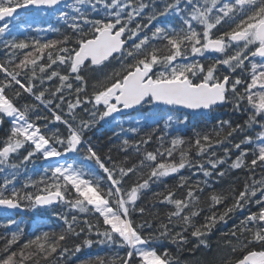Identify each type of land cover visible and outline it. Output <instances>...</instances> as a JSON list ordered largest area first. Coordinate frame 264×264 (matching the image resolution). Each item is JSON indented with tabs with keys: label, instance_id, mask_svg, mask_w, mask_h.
I'll use <instances>...</instances> for the list:
<instances>
[{
	"label": "snow or ice",
	"instance_id": "6c2138e0",
	"mask_svg": "<svg viewBox=\"0 0 264 264\" xmlns=\"http://www.w3.org/2000/svg\"><path fill=\"white\" fill-rule=\"evenodd\" d=\"M37 12L62 22L36 29L58 39L13 34L31 26L22 13ZM0 43L9 50L0 63V128L9 125L0 140V226L15 225L0 235V264H66L94 244L124 254L79 264H264V172L254 175L264 169V0H0ZM224 106L246 118L233 125L213 115ZM54 123L64 131L48 127ZM101 123L112 132L107 146L88 135ZM226 143L239 154L217 171L231 153L224 147V157L213 159V149ZM36 158L46 162L44 174L23 186L34 191L16 188L20 170ZM194 167L206 178L242 168L251 175L242 190L212 187L205 195L207 179L181 175ZM170 177L175 184L165 183ZM153 184H164L149 200L171 209L163 216L142 203ZM38 207L52 208L62 223L25 238L14 212ZM237 212L243 218L221 233L230 254L196 256L212 250L213 231ZM185 251L190 259L181 260Z\"/></svg>",
	"mask_w": 264,
	"mask_h": 264
},
{
	"label": "trees",
	"instance_id": "16d2710c",
	"mask_svg": "<svg viewBox=\"0 0 264 264\" xmlns=\"http://www.w3.org/2000/svg\"><path fill=\"white\" fill-rule=\"evenodd\" d=\"M147 2V0H146ZM100 15H103V13H101ZM93 16H95L96 18H99V16H97L95 13H93ZM163 19V18H162ZM47 20L46 26H48L49 23L53 24L56 27H60L62 22H58L56 20L55 17H50ZM46 20H42L41 23L45 22ZM137 20H140V18L138 17ZM143 23V21H141ZM171 23H178V21L176 20H171ZM135 24V22H134ZM133 24V26H134ZM36 26L34 28L28 29L26 31H23L19 34H15L14 35L17 36L18 39H28V40H32V39H39L42 42L45 40H52V39H58L59 38V34L58 33H51L50 35H48L47 37H44L43 34L40 33V31L36 30ZM63 30V29H62ZM14 31V30H13ZM5 39H11V35L6 36ZM27 51V50H26ZM9 52L8 49H5L3 46V43H0V63H5L8 59L9 56L7 55V53ZM19 58H22L21 56H18L17 58H15V62H18ZM196 59H200L199 57H196ZM206 64L209 61H204ZM56 67V66H54ZM112 67H118V65L114 62ZM60 71H64L63 68L59 69ZM0 79H3V74L0 73ZM57 83V81H52V82H46L45 83V87H50V86H54ZM93 83V81H89V91L91 89V84ZM11 94V93H10ZM66 100H73V96L71 95H66ZM67 105L64 104L62 105V108H66ZM90 107V106H88ZM41 114L46 115V111L41 107L39 109ZM87 115V114H86ZM213 115H215L216 117L220 118V119H224V120H231L233 122V125H235V123L240 122L242 123L243 120L246 118L243 115L240 114H235L231 111L230 106H224L220 109L217 110L216 113H214ZM215 121H209L208 122V127L210 128L211 124L214 123ZM40 124H44L46 123V121H40ZM49 128L55 130L56 128H59L61 132L64 131V127L63 125L59 124V123H54V124H49L48 125ZM199 128H204L205 125L202 122L201 124L198 125ZM44 129L42 128V131ZM110 128H106V127H98V142L104 146L109 145L110 141H109V137H112V133H110ZM7 130H4L2 133V137H5ZM251 134V133H249ZM186 136L191 137L193 135V133L189 130L185 133ZM2 138V140H3ZM242 138L240 136H236L233 137V142H239V139ZM114 139V138H113ZM118 143V141H117ZM156 147V145L154 143H150L149 145H147L148 150H153V148ZM224 147H228L230 149V153H231V159H229L227 161L226 164L219 166V168L217 169V171H222L224 169L227 168L228 164L231 163L232 160L235 159L236 155L239 154V150L233 148L230 144H224V145H218L216 146L213 150L216 152V157H212L213 159L217 158V157H224V151L223 148ZM252 145H242V148H251ZM131 151V150H129ZM23 155V152L21 153ZM208 157L207 155L204 158H200V157H196V159L199 161L201 159L206 160ZM251 153H249L248 157L246 158V161L248 163H250L251 161ZM15 162H19V160L17 159ZM41 159L36 158L34 159L33 162L28 163L24 168H22L19 172V174L17 175L18 179L16 181L15 187L19 188V189H23L26 191V189L23 188L24 184L28 182L29 178L28 176L33 173V180H39L42 176L41 171H42V164H41ZM206 168H210V165L205 164ZM264 172V169H261L259 166L256 168L255 170V178L258 180L260 179L261 173ZM181 175L184 176H188L191 177L190 183L193 181H203L205 179H207L208 184L211 187H206L205 188V195H207V193L209 191H211V188L214 187L216 189H221V188H228L229 185H232L233 187H235V189L237 191L242 190L243 186H244V182L246 179H248V177L251 175L247 170L245 169H237V170H232L228 175H226L224 178H220L216 175V172L213 173V175L211 177H204L203 173L199 170L198 167H194L191 169H185L182 170ZM4 173H0V178L1 180L3 179ZM146 178V177H145ZM176 177H170L167 178L165 180V183L168 185H173L176 182ZM2 182V181H1ZM3 183V182H2ZM164 188V184H153L152 185V189L145 195V197L143 198V205L146 207V209H150L152 212H159V214L161 216L164 215V213L166 211L171 210L170 208H166L163 205L160 204H156L155 207L152 206L151 203H149L150 197H151V191H162ZM27 191H34V189H32L31 187L28 188ZM184 195V189H179L177 190V196L178 197H182ZM259 195V193H258ZM228 203H230V201H228ZM223 205L218 206V209L222 210L223 209ZM32 210V213L34 216L39 217L40 221H36L35 219H16L18 222H22L21 226L24 228V234H25V238L31 237L33 235L34 232H37L38 230H48L49 228H57V226L62 223L58 220L57 216L55 215V212L53 211L52 208H41L38 207L36 209H29ZM63 208H57L56 211H62ZM257 209L255 207L251 208V211H256ZM45 213L48 214L46 220L47 221H43L45 218ZM245 213H241V212H237L235 213V215L233 216L232 219H228L227 224H218L216 229L213 231L211 237H210V243L212 245V250L211 251H205L203 248L199 249L196 252V256L199 257H203L205 259H212L214 257H216L217 253H220L221 256H224L226 258L227 255L230 254V251L227 247L223 246L224 245V241L228 240L229 237L228 236H221L222 232H228L229 229H231V227L235 224L238 223L239 219L243 218V215ZM202 216L204 215V213L201 214ZM43 217V218H42ZM89 219H93L91 217H89ZM134 219H136L137 221L141 220V219H150L149 216H144V217H140L139 215L135 216ZM1 225V224H0ZM37 225L40 226V229H37ZM15 230V225L11 226L10 228H5L0 226V235H7L8 232L10 231H14ZM71 243L69 244V246H71ZM3 244V240H0V245ZM168 248H170V250L172 251V253L176 254V248L173 245H166ZM189 248L192 247L191 244L188 245ZM117 251H119L120 255L124 254V250L123 249H116L115 247L110 248L107 245H100V244H94L91 248H85L82 249L81 252L76 253L74 256H69L66 258V264H79L80 261L83 260H87L89 257H95L97 255L100 256H105V257H110L112 255H114ZM236 256L239 255V253L235 254ZM181 260H185V259H190V254L185 251L183 254H181ZM41 264H46V262H41Z\"/></svg>",
	"mask_w": 264,
	"mask_h": 264
},
{
	"label": "flooded vegetation",
	"instance_id": "af4514ba",
	"mask_svg": "<svg viewBox=\"0 0 264 264\" xmlns=\"http://www.w3.org/2000/svg\"><path fill=\"white\" fill-rule=\"evenodd\" d=\"M63 110L65 112H67V107L66 108H63ZM77 111H78V113H79L80 116H83L84 118H87V115H86L87 113L80 112L79 110H77ZM8 127H9L8 123L5 122V124L3 125V127L0 129V140H2V138H3L2 137L3 131L4 130H7ZM98 127L110 128L108 125H105V124L101 123L100 125H97V127L92 132L88 133V135L92 136L93 141L96 142V143H99L98 142ZM125 127H127V125H125ZM109 131H110V133H112L111 130H109ZM22 152H23V150H22ZM45 167H46V162L42 160V171H41L42 176L44 174L43 169ZM33 175L34 174L32 173L31 176L30 175L28 176V178L30 177L33 180ZM17 179H18V177H16L15 184H16ZM1 181L3 182V179L1 180V178H0V184H2ZM15 184H14V186H15ZM27 190H28V188L26 189V191ZM47 216H48V214L45 213V218L42 217L44 219L43 221H47L46 220ZM13 218L14 219H19V220L20 219H31V220L32 219H35L36 221H40L39 220V217L34 216L33 213H32V210H29V209H27V212L26 213H14ZM5 223H6V218L4 216L0 215V224L3 225Z\"/></svg>",
	"mask_w": 264,
	"mask_h": 264
},
{
	"label": "rangeland",
	"instance_id": "374dc122",
	"mask_svg": "<svg viewBox=\"0 0 264 264\" xmlns=\"http://www.w3.org/2000/svg\"><path fill=\"white\" fill-rule=\"evenodd\" d=\"M26 17H27L26 19H31L34 22V24H36L37 22H40L43 19H48V17H53V16L46 15L43 12H37V13H28Z\"/></svg>",
	"mask_w": 264,
	"mask_h": 264
},
{
	"label": "water",
	"instance_id": "95a60500",
	"mask_svg": "<svg viewBox=\"0 0 264 264\" xmlns=\"http://www.w3.org/2000/svg\"><path fill=\"white\" fill-rule=\"evenodd\" d=\"M19 11V10H18ZM23 212H25V209H23V210H17V211H15L14 213H23Z\"/></svg>",
	"mask_w": 264,
	"mask_h": 264
}]
</instances>
